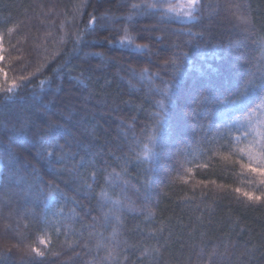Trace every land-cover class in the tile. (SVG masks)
<instances>
[{
  "label": "trees",
  "instance_id": "1",
  "mask_svg": "<svg viewBox=\"0 0 264 264\" xmlns=\"http://www.w3.org/2000/svg\"><path fill=\"white\" fill-rule=\"evenodd\" d=\"M168 2L0 0L18 88L0 91V264H264V199L242 195L264 184L241 167L264 122V0H200L194 21L144 7Z\"/></svg>",
  "mask_w": 264,
  "mask_h": 264
},
{
  "label": "snow or ice",
  "instance_id": "2",
  "mask_svg": "<svg viewBox=\"0 0 264 264\" xmlns=\"http://www.w3.org/2000/svg\"><path fill=\"white\" fill-rule=\"evenodd\" d=\"M199 3H200V0H184V2H180V3L168 2L166 5L163 3L159 5L157 3H149V4L144 5V7L148 9H155L159 7L164 10V13H163L164 15L174 14L176 16H180L181 13H183L184 17H187L189 20L194 21L197 19L196 14L198 12ZM133 7L135 8L138 6L133 5ZM92 23H95V21H92ZM129 43H131L130 40H129ZM0 59H3V57L0 56ZM0 76H3L6 79L7 73H5L3 69H0ZM12 87L13 88L16 87L15 82H13ZM172 87L173 85L171 84H165V88L164 90H162V93H161L162 99L159 101L162 112L165 108L164 101L165 99L169 97V93ZM259 91L264 92V84L260 85ZM261 108H264V98L261 99L260 104L253 111L254 112L258 111ZM164 125H165L164 119H160L158 127L154 128L152 130V134L147 136V142L144 143L143 145L144 151L145 153H147V155L145 156V159H149L152 155H154L155 150L162 145L164 137L167 136V129L164 127ZM48 127L50 129V132L48 133L50 140L40 141L41 146L48 144V146L51 147L52 146L51 142L56 141L57 134L61 131L59 125L49 124ZM224 127H227L229 129L231 128V126L228 125L227 122L224 123ZM248 127L251 129V131H248V130L244 131V140L250 144V148L246 152H243L241 155L242 156L246 155L249 162L245 164L241 160V167L247 168V170L250 173L257 174L260 177V181H259L260 184H264V131L259 130L261 128H264V122H258L255 126L251 122H249ZM249 137H251L250 140L248 139ZM236 140L240 141L241 137L237 136ZM44 151L48 155H51V152H48L47 148H45ZM57 162L62 163L63 158H61ZM2 175L3 174L0 173V176ZM8 179L13 180L14 178L10 175ZM22 182L26 183L22 176L15 179V183L17 185H20ZM40 183H43V181H40ZM49 188H51V185H49ZM31 189H32V185L29 184L28 191L31 192ZM37 190H40L38 185H37ZM235 191L241 192V189L237 188L235 189ZM100 195H101V200L103 202L105 199L106 193L102 191ZM242 195L247 197L249 200L264 199V196H255L254 194L249 193V192H243ZM47 199H48L49 204H51L52 201L54 200V197L50 195L48 196ZM110 203L113 206L112 208H110V211L113 213V217L118 219V217L115 214L123 210V205L125 202L117 199L114 201H110ZM53 215H56V213H53ZM105 219H107V216H105ZM33 251H35L38 256L44 255V253L41 252L39 249H33Z\"/></svg>",
  "mask_w": 264,
  "mask_h": 264
},
{
  "label": "rangeland",
  "instance_id": "3",
  "mask_svg": "<svg viewBox=\"0 0 264 264\" xmlns=\"http://www.w3.org/2000/svg\"><path fill=\"white\" fill-rule=\"evenodd\" d=\"M174 1V3H180V2H184V0H172ZM180 17H184L183 16V13H181V16ZM187 18V17H185ZM2 47H1V44H0V56H2ZM2 62V59H0V63ZM0 69H2L0 67ZM0 91H3L4 95H6L8 98H11V97H14L18 91V88L15 87L13 88L12 87V83L9 82L7 80V77L6 79L3 77V76H0ZM2 172V164L0 163V173ZM1 176H0V182H1Z\"/></svg>",
  "mask_w": 264,
  "mask_h": 264
}]
</instances>
